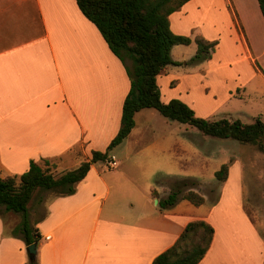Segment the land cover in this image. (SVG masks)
Segmentation results:
<instances>
[{"label": "crops", "instance_id": "crops-1", "mask_svg": "<svg viewBox=\"0 0 264 264\" xmlns=\"http://www.w3.org/2000/svg\"><path fill=\"white\" fill-rule=\"evenodd\" d=\"M168 19L173 33L201 35L217 45L200 63L166 65L156 76L159 91L173 78L198 79L200 110L210 119L244 114L230 104L234 99L256 93L264 99V20L257 0H187ZM195 49L193 41L176 44L170 54L182 61ZM246 65L247 74L242 72ZM128 88L123 63L75 0H0V177L19 175L30 160L41 164L44 159L58 173L78 166L92 150L104 151L118 131ZM169 99L160 93L162 102ZM149 109L154 108L134 113L133 128L111 150L116 165L104 161L101 166L112 173L100 172L95 162L72 194L35 191L52 193L35 219L27 205L29 225L39 234L37 263L151 264L188 222L204 220L213 235L197 264H264V224L251 218L243 194L245 179L256 208L253 181L248 170L233 168V159L214 198L195 178L194 189L203 195V203L179 198L159 207L158 199L170 189L157 188L155 182L180 171L177 150L185 153L190 142L173 136L176 120L159 118ZM256 116L264 119V112ZM137 117L143 120V131L137 130ZM161 126L167 133L155 138L153 129ZM146 129L152 133L144 139ZM134 132L139 135L134 148L117 161L114 151L121 153ZM201 148L205 158L211 156L213 148ZM15 213L3 206L0 211V264H24L28 258L22 234L13 233L20 221L16 213L19 218L11 225Z\"/></svg>", "mask_w": 264, "mask_h": 264}, {"label": "trees", "instance_id": "trees-1", "mask_svg": "<svg viewBox=\"0 0 264 264\" xmlns=\"http://www.w3.org/2000/svg\"><path fill=\"white\" fill-rule=\"evenodd\" d=\"M81 13L101 33L110 50L123 63L129 79V88L122 103L120 125L116 135L104 151L92 150L90 157L73 169L54 172L49 160L39 164L29 161L28 168L19 175L0 177V205L6 211L20 214L13 233L22 234L29 245L38 241L39 234L29 225L27 204L36 190H50L55 195H69L82 180L91 165L106 161L111 150L128 135L134 126V113L142 108H154L169 120L197 128L200 133L219 138H231L241 145L252 146L264 154V119L260 116L245 123L226 117L210 119L197 117L185 102L173 98L160 100L156 76L166 65H194L210 58L217 40H207L201 35L191 38L175 34L169 27L168 16L187 0H75ZM264 20V0H257ZM196 45L187 60H173L171 47L176 44ZM264 73V72H263ZM228 165L223 163L214 171L217 183L227 177ZM192 177L175 178L169 193L159 198L161 208L173 205L179 198L194 205L204 202ZM213 235V227L204 220L186 224L176 241L153 258L151 264H197L206 253ZM28 256V254H27ZM24 264H38L36 254Z\"/></svg>", "mask_w": 264, "mask_h": 264}, {"label": "rangeland", "instance_id": "rangeland-1", "mask_svg": "<svg viewBox=\"0 0 264 264\" xmlns=\"http://www.w3.org/2000/svg\"><path fill=\"white\" fill-rule=\"evenodd\" d=\"M185 53H187V49L185 50ZM174 55H176V52H174ZM260 65L264 69V58L261 60ZM249 71L250 67L246 65L244 71L242 72H245V74H247L249 73ZM222 72L225 73V71ZM200 88V82L196 78H192L191 80L173 78V80L170 79L165 84H161L159 92L161 93L164 100H167L169 98H176L185 103H193L194 107H191L194 110L195 116L205 118V114L203 112L204 110H200ZM261 88L264 93V83L261 85ZM186 91L188 93H186ZM230 104L234 108H237L236 110H241L244 112V114L233 115L235 119H239L245 123L251 122L254 119L253 116H256L258 113L264 112V99H261L258 93L246 96L245 98H242V100L234 99L230 102ZM149 110V112H154V114H156V116H159V118H164V116L159 115V113L154 109ZM137 124V130L143 131L145 126L143 120L140 117H137ZM174 124L175 125H173L171 129V131H174L173 136L184 141L187 140L186 142H190V144H186L185 153L177 150L178 154L176 155V157L180 159V162H178L181 165L180 171L177 172L175 176H170L172 178L159 177V179H157L155 182V187L170 189L175 178H197L198 180L203 182L201 183L204 184L205 187H207L206 189L208 192L211 191L208 193V195L209 198L212 199L216 196L215 189L217 187V184H219L216 182L213 170L219 168V166L223 163H229L230 160L232 161L233 159L232 164L230 163L233 168L241 166V169H243V171L244 169L248 170L253 181L256 208L249 198L250 194H253V191L249 192L250 187L248 188V184L244 179L243 194L248 199V202L246 203V209L251 218L255 220L257 225L261 226L262 222L264 224V154L256 150L252 146L241 145L234 139L207 136L200 133V131L194 126L188 125L186 123H180L179 121H174ZM152 129H146L143 132L144 139L151 137ZM153 132L154 137L158 139L162 138V135L164 133H167L164 132L162 126L161 128L153 129ZM136 134L137 132H134L130 135L126 145L122 147L123 149L121 153L114 151L117 161H123L122 156L127 153V148H134V138H139V135ZM188 136L191 137V139ZM202 145L206 146L209 151L211 150V148H213V150L210 152L211 156L209 155L205 158V149L201 148ZM176 148H178V146H176ZM232 157H237L240 162L237 160V158L234 159ZM241 161L243 162V165H241ZM125 162L127 161L125 160ZM96 163V166H98L97 169L101 168L100 172H104L105 174L113 172L108 167H101L102 165H104V161H98ZM246 175L248 176L247 172ZM153 195H157V192L154 190ZM51 196L52 193L49 191L34 193L32 195L30 201L27 204L28 212L31 218L35 219L43 213L45 204ZM1 210L2 206L0 205V211ZM11 217L14 218L11 220V225H13L15 223V220H18L19 217L18 215H16V213ZM261 233L264 235V230H262Z\"/></svg>", "mask_w": 264, "mask_h": 264}, {"label": "water", "instance_id": "water-1", "mask_svg": "<svg viewBox=\"0 0 264 264\" xmlns=\"http://www.w3.org/2000/svg\"><path fill=\"white\" fill-rule=\"evenodd\" d=\"M157 201V199H155V202ZM37 245H38V241H35L29 245L26 246V251L29 257H34L37 251Z\"/></svg>", "mask_w": 264, "mask_h": 264}, {"label": "built area", "instance_id": "built-area-1", "mask_svg": "<svg viewBox=\"0 0 264 264\" xmlns=\"http://www.w3.org/2000/svg\"><path fill=\"white\" fill-rule=\"evenodd\" d=\"M105 162H106L107 166H109V167H114L116 165V160L112 156H110L109 159L106 160ZM45 238L48 239L49 235L45 236Z\"/></svg>", "mask_w": 264, "mask_h": 264}]
</instances>
